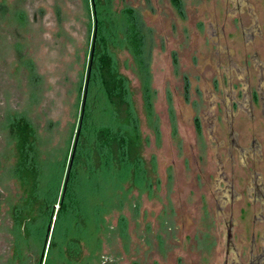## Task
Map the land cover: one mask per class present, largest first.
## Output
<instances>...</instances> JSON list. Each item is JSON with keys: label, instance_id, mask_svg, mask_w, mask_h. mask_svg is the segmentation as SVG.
<instances>
[{"label": "rangeland", "instance_id": "374dc122", "mask_svg": "<svg viewBox=\"0 0 264 264\" xmlns=\"http://www.w3.org/2000/svg\"><path fill=\"white\" fill-rule=\"evenodd\" d=\"M179 1L190 9L188 18L178 21L186 50L174 42L176 34L167 39L155 29L153 16L165 12L169 0H93L94 17L90 0H0V264H38L42 252V264H187L188 239L194 238L212 244L209 250L204 246L193 264H213L222 256L223 248L216 246L225 231L219 212L189 186L195 167L187 161L193 127L196 122L206 127L200 111L205 120L209 103L204 91L187 92L181 78L184 70L203 69L202 56L190 48L196 42L201 49L207 41V30L196 31L194 22L204 7L211 10L210 0ZM251 1L263 7L264 0ZM216 11L223 21V4ZM96 18L114 69L126 83L132 114L127 126L115 121L94 81L97 54L95 50L90 57V51ZM132 26L142 38L138 54L129 42ZM233 37L241 41L239 32ZM216 69L205 74L214 87L220 78ZM85 105L91 129L110 126L134 140L140 166L98 169L91 154L92 169L80 168L73 185L79 212H67L59 220L52 214L49 222L37 225V232L33 226L24 237L11 218L12 212L24 210L25 193L14 173L9 125L24 117L34 127L43 171L40 187L58 184L60 195L73 165ZM198 140L200 146L207 142ZM60 163L63 178L58 182ZM238 205L233 212L239 222L235 232L248 235L261 219L245 203L240 220ZM187 222L190 230L183 228ZM219 224L221 230L216 231Z\"/></svg>", "mask_w": 264, "mask_h": 264}, {"label": "flooded vegetation", "instance_id": "af4514ba", "mask_svg": "<svg viewBox=\"0 0 264 264\" xmlns=\"http://www.w3.org/2000/svg\"><path fill=\"white\" fill-rule=\"evenodd\" d=\"M220 2L210 0L207 7L211 10L204 7L194 22L196 31L199 28L201 31L204 28L207 30L203 33L207 38V41L203 40V48L199 49L196 42L190 48V51L193 49L202 56V71L184 70L185 74L181 77L187 92L204 91V98L209 103V108L204 106L207 108L205 120L203 111L200 113L201 120L210 130L201 128L199 122L193 127L194 144H189V155H192L187 161L193 162L195 167H191L194 179L189 186H195L192 190L200 198L213 202L225 227L224 238L220 237L216 242L217 248H223L222 256L213 264H264V4L257 8L251 0ZM222 4L223 21L216 11ZM90 5L94 17L93 0H90ZM187 10L190 9L183 2L169 0L165 12L153 16L159 34L161 32L160 35H165L167 39L176 34L174 42L177 41L180 46L183 44L184 50L188 44L184 43L186 38L184 31L178 29V21L183 22L188 18ZM131 11L128 9L127 13ZM163 18L165 24L157 21ZM211 19H214V24L210 23ZM99 21L98 18L94 20L90 57H94ZM132 27L133 31L135 26ZM227 30L230 31L228 34ZM236 32L240 33V42L233 37ZM212 63L220 77L217 87L205 78L206 72H212ZM199 137L206 139V144L203 142L200 146ZM245 203L255 210L254 217H260L259 227L253 225L248 235L247 232L236 234L239 222L233 212L239 204V216L243 220ZM183 212L188 211L183 209ZM220 225L216 231L221 230L218 228ZM187 227L190 230L188 222L183 228L186 230ZM220 239L224 240L223 244ZM211 244H204L195 238L188 239L189 249L185 253L187 264H193L197 254L204 251V246L208 248ZM39 259L38 264H42L43 252Z\"/></svg>", "mask_w": 264, "mask_h": 264}, {"label": "trees", "instance_id": "16d2710c", "mask_svg": "<svg viewBox=\"0 0 264 264\" xmlns=\"http://www.w3.org/2000/svg\"><path fill=\"white\" fill-rule=\"evenodd\" d=\"M98 24L97 33L101 39L96 41L95 44L97 60L94 68V81L95 83L98 82L108 105L112 108L113 116L116 118L115 121L120 120L124 126H127L132 120L128 90L124 79L114 69L112 56L106 50L107 44H105L106 39L104 40L102 33L101 21ZM129 42L138 54L141 45L138 30L133 29L132 34L129 36ZM86 108L87 105H85V112L81 116V130L78 135L77 150L75 156H73V165L68 174L67 184L60 190V195H58V184L56 187H52L50 183H47L46 188L40 187L43 171L35 150L37 137L34 127L24 117L14 118L9 125V136L14 142L16 152L14 173L25 193L23 198L25 208L24 210L23 208L21 210L17 209L18 212H12V219L14 225L23 233L24 237H27V230H30L33 226L36 228L35 232H37L39 230L37 225L42 226V224L49 222L52 214L56 220H59L67 212H79L80 202L76 200L73 185L80 168L85 167L89 171L92 169L90 166L91 154L93 160L98 162V169L101 167L107 168L109 165L122 167L133 164L136 168L138 164L140 166V161L137 160L134 152L136 149L134 140L130 139L124 132H119V130L117 131L110 126H95L91 129L88 126L90 116L89 113H86ZM58 167L61 168L60 174H58V177H60L58 182H61L64 165L60 163ZM67 172L68 169H66V174ZM55 206H57L56 211Z\"/></svg>", "mask_w": 264, "mask_h": 264}, {"label": "water", "instance_id": "95a60500", "mask_svg": "<svg viewBox=\"0 0 264 264\" xmlns=\"http://www.w3.org/2000/svg\"><path fill=\"white\" fill-rule=\"evenodd\" d=\"M78 135H79V131H78V134H77V139H78ZM77 139H76V142H77ZM72 158H73V156H72ZM50 228H51V224L49 223L48 227H47V230H46V240H45L46 242H47V238L49 236Z\"/></svg>", "mask_w": 264, "mask_h": 264}]
</instances>
